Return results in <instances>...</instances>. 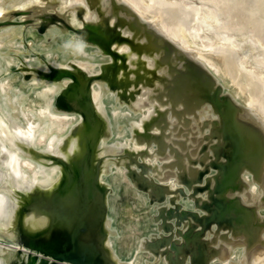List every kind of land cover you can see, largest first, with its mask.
<instances>
[{"label":"bare ground","instance_id":"1","mask_svg":"<svg viewBox=\"0 0 264 264\" xmlns=\"http://www.w3.org/2000/svg\"><path fill=\"white\" fill-rule=\"evenodd\" d=\"M10 1L21 20L44 29L59 23L58 28L75 39L46 59L50 65L39 59V70L48 80L39 107L18 104L11 95L22 97V91L0 81V237L8 240L0 242V264H27L25 234H39L35 244L44 249L52 242L58 252L67 248L90 254L94 264L108 249L107 259H117L111 252L116 235L107 182L113 162L155 203L156 231L140 247L154 258L137 264H157L159 258L167 264H256L258 256L255 261V254L253 258L228 244L220 232L224 224L220 228L210 212L216 206L223 213L237 207L247 220L261 202L253 176L238 161L245 160L254 137L264 145V77L243 67L231 48L236 37L242 38L244 53L255 54L251 57L257 67H264V51L253 49L257 33L247 28L248 21L229 16L235 1ZM85 25L98 28L110 43L106 57L76 38L75 31L91 32ZM190 28L198 33L214 30L224 46L196 50L190 44L197 42L196 35L189 40ZM247 30L250 34L245 35ZM62 73L79 78L80 86L71 87L72 80ZM49 93L60 94L58 104L68 112H59ZM108 94L125 118L113 145ZM19 146L28 156L21 161V176L19 164L15 166ZM110 147L117 148L114 161L108 158ZM210 169L215 176L200 173ZM259 181L264 189V169ZM195 183L207 186L209 198L191 196L195 208L182 206L184 187L192 189ZM31 196L36 209L26 206ZM81 218L84 222L78 225Z\"/></svg>","mask_w":264,"mask_h":264},{"label":"rangeland","instance_id":"2","mask_svg":"<svg viewBox=\"0 0 264 264\" xmlns=\"http://www.w3.org/2000/svg\"><path fill=\"white\" fill-rule=\"evenodd\" d=\"M234 1L235 2L231 7L232 9L231 11H233V14L235 16L232 14V12H230L231 15L229 14V16H232L233 18L236 19L238 18L239 20L242 21H246V22L248 21V24L246 25L247 28L248 29L250 28V30H252V34L257 33L256 35H253V37H255V41L256 40L258 41V43L257 41L256 42L253 41L255 45L253 49H255L258 54H262L260 53L262 52V49H258V48H263L264 51V21H263L264 18H261L260 16V14L264 12V0H234ZM10 2H11L10 0H3L2 7L5 5V3L6 5L3 8L1 7L0 9L1 11L0 30L2 31L0 32V37L2 38V41L0 43V48H1L0 49V81L9 82L14 87V89L17 88L19 89L18 91L20 90L22 91V97H17V93L11 95L12 99L13 100L15 99V102H17L18 104L26 103L31 105V107H39V105L44 100L43 93H41L42 90H44L43 83H45V81H48L47 76L45 73L42 72L41 67L39 70L38 66L40 65L37 64L40 63L39 59H44V60L48 59L53 54L63 49L65 47L64 45H66L71 40L70 39L71 37L73 39H75V37H73L71 35V32L68 30L61 31L58 28L59 23H53L57 27L53 25L48 29H44L39 25L37 26L31 25L28 22V20L25 19L21 20V17H16L20 15L16 10L14 11V8L12 7V3ZM9 3L11 4L10 7L7 6L9 5ZM6 7H8V10ZM4 8L7 11H5ZM234 8L236 10L235 13H234L235 11ZM257 12L259 13V15H257L258 14ZM1 13H3V16ZM238 15H240L241 17L240 16L238 17ZM251 16L256 18L255 19L256 21L253 20ZM250 19L253 21H251ZM85 27L87 28V30L90 29L91 32H86L85 30L82 32L81 30L77 32L75 31L76 33L73 31L72 32L74 34H77V36L75 35L77 39L78 36L80 37V39H78L79 42L81 43L87 42L88 44H92V46L95 47V52L97 54L100 53L99 56L106 57L105 55H108L111 51L110 43H108L107 41L101 38L102 32L98 28H94L92 25L91 26L85 25ZM16 30L18 31L17 32L18 34L21 33L19 35L20 37L16 33ZM9 31L10 32L12 31V33L9 34ZM247 32L248 33H245V35L250 34L249 30H247ZM11 34L17 37L12 38L14 36ZM195 35H196L195 39H197L196 41L198 42L199 45L196 44L197 42L196 43L191 42L190 44L191 47L195 48L196 50L200 49L198 47L201 46L202 47L200 50L202 51L204 50L211 51L214 50L213 48L215 47L224 46L223 38L221 39L218 35L215 34L214 30L210 28H205L203 32L200 33H198L194 28H190L188 33L189 40H193L194 38L192 36ZM9 36L10 37L12 36L11 39L8 38ZM241 39L242 38L240 37H236L235 42H233V47L231 48L232 51H234L237 55H239L242 58L243 67L253 71L254 74H257L259 77L263 78L264 67L255 66L251 57L252 55L255 54H251V51L249 52L250 54L244 53ZM256 43L260 46H258ZM26 60H28L29 62L28 61L26 62ZM45 61L48 65H50V63H48L49 62L48 60ZM32 65L34 66L36 65L35 68L34 66L32 67ZM18 66L21 68H19ZM22 71H24L23 74ZM38 74L39 76H37ZM108 75L104 78V80H106L109 77ZM106 81L109 82L108 85L111 90L113 87L111 86L112 83L110 78H108ZM109 94H108V99H110V102L109 100L108 102L109 104H112L110 105L111 109L109 112V132L111 131L109 134H114L113 136L110 135L111 137L110 141L111 143L112 142L116 143L119 141V137L121 135L120 132L124 129L125 118L124 119L122 118L123 116L122 108L117 106L115 100H113L114 99L113 95H111L112 96L111 97L109 96ZM49 96H50L49 99L52 102L54 94L49 93ZM125 115L126 114H124V117ZM251 141H253L254 143L248 144L249 148H247V152H246L247 155L246 157H244L245 160L238 161V164H240V167H243L246 171L251 173V175L254 178L256 188L259 190L260 192L259 194L261 195L260 196L261 200L258 199L259 202L261 201L260 204L258 203L259 205L257 207L258 210L251 211L252 216L249 214V218L247 217L248 218L247 220L246 218H243L245 217V215L243 216V213L239 211L237 207H235L234 209L230 208L229 210H224L223 213L222 210L220 211L219 210L220 208L216 206L210 212L214 214V219H217L219 221L218 226L220 228L224 224L225 227L223 229L221 228L220 232L223 234V236L226 235L224 238L227 239L228 244L229 242H231L230 243L231 247L235 246L233 248H235L236 251L242 252L243 254L246 253L245 255L252 253L251 255L253 258H254L253 254H255L256 256L255 261H257L259 257L260 260H258L257 263L261 264V262H263L262 264H264V259H263L264 258V189L263 188L261 189L262 185L260 184L259 181V179L261 178L262 171L264 169L263 167L264 145H262L261 139L259 137H254L253 140ZM111 150H112V154L110 152ZM114 150L117 151V148L110 147L108 152L111 154L108 156V158L110 159L112 157L111 159L113 161L116 160L118 157L117 155L118 152L115 153ZM113 153L116 155H114ZM15 157H16L15 166L17 163L19 164V168L18 166H16V168L18 169L17 172L21 176L25 172L24 171L25 169L23 168L24 169L23 170L21 167L22 166L21 161L23 159H28L26 149L22 146H19V149L15 153ZM112 164H114V162L111 163L110 171L107 174V182L111 189L110 192L108 193V199L110 201L109 213L115 224L114 227H115V235H116V236L114 235L115 236L113 240L114 243L112 244L111 252H114L115 257H118L117 258L118 260L114 259L115 260L114 261L113 259L110 260L107 259L108 258L107 254L109 252L108 249V251L104 252L102 258L100 259L101 261L99 264H137V262L145 263V261L154 258V256L151 255L147 250L141 249L140 247H142L141 241L144 240V238L150 232L156 231L157 221H155L153 217L155 213V208H154L155 203L151 202L147 198L144 192L136 189L128 181L126 175L124 174V171H122V168L120 166H119L120 169L117 168L118 164H114V165ZM200 173H202L203 177L205 178H209L216 174L214 169H210V171L208 170L200 171ZM202 184L203 183H195L192 189H189L188 187H184L183 190L184 195H182L180 198V203L182 206L192 207V209L195 208V200L191 196L194 197L206 196V198L207 197L209 198V194H207V190H208L207 186L203 187L201 186ZM257 184L259 186H257ZM20 189L22 190L21 192L24 195V191H23L24 188L20 187ZM195 191L200 193L196 194ZM209 206H212L210 201H209ZM25 218H27V216L24 217L23 219L21 218L22 222L24 220L23 223H26L28 221V220L26 221ZM26 248L27 246L24 247L22 246V249L28 250ZM111 256L114 257L113 253ZM132 257H134L133 263H132ZM129 258L131 259L129 260ZM128 260L130 261V263L128 262ZM157 264H167V263L163 258H159Z\"/></svg>","mask_w":264,"mask_h":264},{"label":"water","instance_id":"3","mask_svg":"<svg viewBox=\"0 0 264 264\" xmlns=\"http://www.w3.org/2000/svg\"><path fill=\"white\" fill-rule=\"evenodd\" d=\"M114 32H116V31H114ZM42 60L45 61L46 59L45 60L42 59ZM61 76L62 77H69L72 80L73 85H71V87L73 86V88H78V86H80L79 78L72 76V75H66L64 73H62ZM74 86H76V87H74ZM59 95L60 94H56L53 96L52 103L57 108V110L59 112H65L66 113V112H68V108L61 107L58 104ZM84 100L86 102V98H84ZM86 107H87V109L89 108L87 103H86ZM110 190L111 189L109 187V192H110ZM35 204H36V200H34V197L31 196L28 199L26 206L30 209H32V208L36 209V207H34ZM37 210H39V208ZM83 222H84V219L81 218L79 220L78 225H80ZM74 230L76 231L77 227H75ZM25 235L27 237V240L29 241V243H27V244L25 243V244L28 248H30L29 251H26V255H25L27 264H66V263H70V264H94L90 259V254L82 253L79 251L71 252L70 249H67V248H63L60 252H58V250L53 246L52 242H50L49 246L47 244L46 249H44L39 244H35V240L37 237H39V234L36 237L34 234H32V235L25 234ZM7 241L8 240L6 238L0 237V242H7ZM16 255H18V256L21 255L20 249H17ZM12 264H20V263L14 262Z\"/></svg>","mask_w":264,"mask_h":264}]
</instances>
